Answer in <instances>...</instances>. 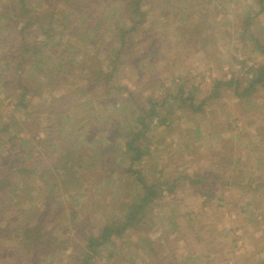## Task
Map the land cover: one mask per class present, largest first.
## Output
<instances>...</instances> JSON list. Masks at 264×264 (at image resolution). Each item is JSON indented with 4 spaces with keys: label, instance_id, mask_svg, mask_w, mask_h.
<instances>
[{
    "label": "rangeland",
    "instance_id": "rangeland-1",
    "mask_svg": "<svg viewBox=\"0 0 264 264\" xmlns=\"http://www.w3.org/2000/svg\"><path fill=\"white\" fill-rule=\"evenodd\" d=\"M85 1L61 0L40 8L44 27L52 21L55 30L49 38L39 36L48 53L23 72L30 90L24 99L4 81L5 64L0 62V150L6 148L0 154L8 157L9 138L16 133L24 148L30 147L22 152L26 164L42 169L41 174L29 171L25 183L17 178L8 185L14 197L7 198V207L26 216L25 221L36 200L55 195L52 207L59 206L61 225L70 229L55 232L53 248L59 239L73 235L84 245L87 239L78 238L71 227L74 207L91 216L84 232L98 235L109 219L123 221V203H141L146 194L143 184L153 183L161 195L139 211V220L131 222L122 236H113L100 249L93 264H233V256L244 264L243 257L257 254L255 239L263 258L264 222L260 224L251 211L239 214L248 186L229 184L249 177L257 179L255 184L264 179V88L242 99L235 94V82L240 81L242 90L264 62L256 45L258 40L264 44V0H143L142 30H130V45L122 52L114 77L104 83L94 80L96 65L81 57L80 43L84 38L92 42L95 30L108 39L117 23L125 27L132 23L118 14L123 0L99 5ZM55 7V18H46L44 9L53 12ZM80 12L88 16L83 29L87 33L75 37ZM200 22L205 28L193 36L208 39L207 43L178 49L176 43L191 39L192 28ZM3 23L0 19V32ZM120 46V40L112 44L114 50ZM108 61L103 60L105 70H111ZM231 80L233 85L217 87V81ZM54 81L59 88H50ZM92 82L97 96L87 91ZM152 103L159 117L147 116ZM139 117L146 124L152 122L138 141L147 152L132 163L131 154L124 152L126 141L115 135L121 128V133L133 137L144 128ZM74 145L77 174L69 176L60 161L63 150ZM96 148L102 150L100 155H94ZM260 196L264 199V192ZM257 202L254 207L264 206ZM9 209L3 212L6 220ZM251 223L256 226L248 237ZM248 238V246L239 248ZM208 251L210 257H202ZM9 255L0 249V264H34L26 256ZM41 255L39 264H68L57 248L54 256Z\"/></svg>",
    "mask_w": 264,
    "mask_h": 264
},
{
    "label": "trees",
    "instance_id": "trees-1",
    "mask_svg": "<svg viewBox=\"0 0 264 264\" xmlns=\"http://www.w3.org/2000/svg\"><path fill=\"white\" fill-rule=\"evenodd\" d=\"M87 1L88 0H86L85 2ZM90 1H92L94 4L99 5L103 3L107 4L108 0ZM123 1V11L118 14L119 16H124L127 19V22L130 21L132 23V27H125L121 23H117L115 27L109 31L110 36L108 39H105L103 37L101 30H95L93 32L92 42L90 40H87V38H84L80 43L83 46L84 51V55L80 54L81 57H83V59L88 57L89 61H91L90 63H94L96 65L93 68V73L97 72V79L94 80L98 82L104 83V79L109 80L114 77L115 67H117L120 63L119 58L122 52L127 48V46L130 45V38L128 37V34H130V30L136 28L139 29L145 21L146 12L143 9V0ZM201 1L203 0H199V3ZM51 2L52 4L57 5L61 2V0H0V6L3 5L2 7H0V9H2V12L0 13V19H2L4 22L3 32H0V62L2 61L5 64L4 70H6L3 74L4 81L13 84L12 88L16 89L18 95L21 97V100L24 99L25 95L28 93V91H30L28 89L27 82L22 77L23 72L30 66L32 62L35 63L37 62V60L41 59V55H44V53H48L46 49V43L44 41H40L39 36H48V38L53 36L55 23L52 21L45 23L46 27H44V18L41 17L40 8H44L45 5H49L51 4ZM80 11H82V9ZM55 12H57L56 7L53 12H49V10L44 9L46 18L53 17L54 19L56 16ZM82 12L79 13V19L81 20V22L74 32L75 37L76 35H83L87 33V31H83V29L87 27L85 25H87L88 16L82 15ZM63 15H65V13H63ZM96 20H98L97 17H95V22ZM35 24L37 27H34ZM123 24L126 23L124 22ZM249 24H251L250 19H247L246 28H248ZM104 25L108 27L105 22ZM57 27H61V25H58ZM38 28H40V30H38ZM203 28H205V24L204 22H200L196 27L192 28V33L189 34L191 39H181L176 43L177 46L179 45L181 47V50H183L182 46H187L186 48H188V46H197L199 42H201L202 45L206 44L208 39H206V41H203L201 38H194L193 36L194 34L199 36V33ZM139 30L141 31L142 29ZM46 31H48L47 34H45ZM143 31L145 33V29ZM253 39L258 40L255 37H253ZM118 40H120L121 46L118 50H114L112 48V44H114ZM256 45L258 47V50L264 55V44H262L258 40L256 42ZM179 46L177 47L178 49ZM54 47L55 46H52V48ZM93 48L96 49L95 53L93 52ZM55 52L56 51H53V53ZM99 54H104L103 58H100ZM103 60H109L108 62L109 65H111V70H105L103 68ZM173 63H175V59ZM54 78L57 79V77ZM95 83L96 82L90 83V90L87 91L96 93L94 88ZM233 84V80L217 81V87L230 86ZM58 86V83L54 81L50 88H59ZM259 88H264V62L256 67L253 78L250 79L249 84L243 87L242 90H240V81L235 82V94L242 99L245 97H250L251 94L257 91ZM189 96H192L191 93H189ZM15 104L18 103L16 102ZM162 105L163 103L160 106ZM155 106L157 105L155 103H152L150 109L146 111L147 116H152V118L160 116V112H156ZM197 108L198 110H201L202 104ZM138 120L141 121V123L144 125V128L139 129L140 131L135 133L133 137L130 138L129 134L121 133V128L117 129V134L115 135V137L118 136L119 138H122L121 140L126 141L124 152L126 154H131L129 155V159L132 163L140 161L144 154H146L147 152L138 143V141L141 134L145 133L150 128V123L152 122L151 119L149 120L151 122L149 124H146L144 118L142 117H139ZM158 121L161 122L159 118ZM112 130H115V128H112ZM123 131H125V129H123ZM47 138H49V136ZM47 138H45L46 142L48 141ZM31 139L33 140V138ZM9 141V145L12 147L8 146V157L5 158L4 156H1L2 151H5L6 148L0 150V249L10 252L11 255H9V257H13V254H20L30 259L31 263L39 264V261L43 259L41 254L51 252L52 256H54L55 249L57 248L58 251H60V254H64L65 260L68 264H93L92 260L95 259L100 249L105 246L113 236H122L123 231L130 225L131 222H136L139 220V211L144 210L150 202L161 195L156 190L157 184L152 183L149 185L144 183L143 188L145 189L146 194L141 199V203L133 202L129 204L127 202H124L122 212L125 214L124 217L126 218L123 221H113V219H109V223L101 226L98 235L91 234L88 236V234L84 232L85 225L91 224V216H89L84 210L83 212H81L76 207H74L69 214L71 227H73V229L75 230L78 238H86L88 243L81 245L75 239V235H73L72 238L68 235L69 237L64 240L59 239L57 241V245L55 246V248H53L51 242L53 237H56L55 232L60 230L65 233L70 229V227L68 226L61 225L60 217H64L63 211L59 208V206L52 207V204L57 200L55 199V195H47L40 202L39 200H36L35 204L31 206L32 209L29 210V217L25 221L24 219L26 218V216L21 215L17 210H15V208L9 209L7 207L9 205L7 203V198L9 199L14 197V193H11L8 190V185L10 183L15 182L17 178H19V180L21 178V180L25 183L27 177L29 176V171L37 172L39 174L42 173V169H30L31 167L26 164L22 156V152H29L30 147H26V149L24 148L25 146L21 142V137H19L15 133L14 135H12V137L9 138ZM18 147H20L19 151L14 152L13 149H16ZM73 147L75 148L76 145L70 146L68 150H63L64 154L62 153V160L60 161V163L62 162V164L63 162H65V166L61 168H66V170L70 172L69 176L77 174V170L74 168L76 165H78L76 163V159L79 157V155L74 151L75 149ZM97 149L99 148H96L94 155L101 154L102 150ZM72 157L76 159H73ZM104 158L106 157L104 156L103 159ZM55 167L56 165L52 166L50 170L54 169ZM52 174L54 173L51 172L50 175L53 176ZM14 185L19 187L16 183ZM24 187L26 186L24 185ZM254 189L255 188H249V190H253V193H256L257 191H254ZM4 193L6 194V196H4ZM4 209H9V220L4 219ZM78 216H81V218ZM20 239L22 243L18 246V242H20ZM5 240L9 242L13 241V244L6 245L4 244ZM69 246H71L72 248L70 252L67 253L65 250L68 249ZM261 264H264V261H262Z\"/></svg>",
    "mask_w": 264,
    "mask_h": 264
},
{
    "label": "crops",
    "instance_id": "crops-1",
    "mask_svg": "<svg viewBox=\"0 0 264 264\" xmlns=\"http://www.w3.org/2000/svg\"><path fill=\"white\" fill-rule=\"evenodd\" d=\"M255 180H257V179L254 178V177H249V178H246V179H240V181H238L239 183L237 181H234V182H232L229 185L230 186L231 185L238 186V185L241 184V185H244V186H248L247 193L250 191L249 192L250 194L248 193V195H247L248 198L244 199L243 202H240L239 203V207H238L239 208V214H242L243 210L245 211L246 214L249 211H251L252 214H253V217L254 218H258L259 223L261 224V223L264 222V206L260 208L259 204H257L258 203L257 201H262V203L264 202V199H262V197L260 196V194H262L264 192V179L261 180V182H259L260 179H258V181H257L256 184L254 183ZM228 183H230V180H228ZM249 188H255L254 191H257V192L256 193H253V190L251 191V190H249ZM205 197H207V196H205ZM211 199H213V197H211ZM255 202H257L256 204L258 206H255L254 207L253 205H254ZM236 206H237V204H235V208H236ZM252 207H254L256 209H253ZM251 224L248 225V227L250 226V229L246 230V232H247L246 235L248 237L249 236H253L250 232H252L251 230H253V228H255V226H256V224H254V223H251ZM254 242H255V244L252 245V246H254V249H253L254 250V254H256V253L257 254H256V256L254 258L243 257L244 264H252V263H254V264H261V262L264 261V257L261 258V257L258 256L259 254L261 256L263 254V251L260 250V248H261L260 242H258L257 239H255ZM249 243H250V239L248 238V243H246L244 241L243 243H241V245L239 246V248L244 249V246L245 247L248 246ZM197 253L199 254V252H197ZM210 254L211 253L208 251L207 254L205 256H202V257H204V258L210 257ZM233 257H234V259L231 258V259H233V264H240L242 262V260L240 261L236 256H233ZM226 261H229V259H226Z\"/></svg>",
    "mask_w": 264,
    "mask_h": 264
}]
</instances>
